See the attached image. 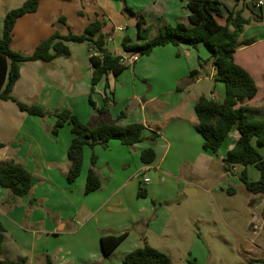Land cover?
<instances>
[{
	"label": "crops",
	"instance_id": "obj_1",
	"mask_svg": "<svg viewBox=\"0 0 264 264\" xmlns=\"http://www.w3.org/2000/svg\"><path fill=\"white\" fill-rule=\"evenodd\" d=\"M18 1L16 4H22L25 0H0V37L3 18L12 9L10 4ZM122 1L123 5L119 6L120 0H42L35 13L16 20L11 49L29 55L56 31L62 36L69 32L81 34L89 23L98 20L103 24L101 32L106 39L105 50L109 52L108 46L113 44L114 55L123 56L127 53H118L117 46L122 49L124 36L135 40L136 21L140 17L151 27V31L155 25V32L149 34L151 38L160 25H174L178 21H185L188 16L186 3L189 0ZM229 3L228 9H241L242 17L249 21L233 54L235 63L251 75L257 86L255 97L247 105L264 113V6L255 9L252 0L239 3L230 0ZM121 9H124V13L120 12ZM60 19L65 22L59 23ZM248 26L249 30H246ZM67 46L70 52L67 58L58 57L49 64L22 62L11 94L21 103L38 105L49 114L69 110L91 127L101 122L123 127L141 123L145 139L156 134L152 145L155 159L148 165L140 161V152L150 147L146 142L129 148L111 140L106 149L98 145L85 147L81 172L75 181L68 183L67 150L72 138L70 126L65 124L57 135L49 134L46 128L54 123L53 117L41 119L30 116L21 112L13 102L0 100V164H19L31 175V191L21 198H14L10 191L0 187V225L5 230L1 260L12 264H46V258H49L52 264H113L115 256V261L122 264L125 255L143 243L160 250L158 245L149 243L148 235L153 234L161 240L167 235V210L177 193L169 188L171 192L159 197L165 191L160 189L167 180L184 187L187 199L196 196L199 188H203L211 196L218 215L223 208L216 203L214 195H234L237 189L244 191L250 200L247 229L254 226L256 230L251 233L258 234L264 228V213L261 216L256 212L257 208L264 207V196L249 194L244 189L239 180L242 167L233 166L226 172L221 163L226 152L237 141L238 132L233 129L219 150L212 153L202 150L201 136L195 130L196 100L204 96L221 103L225 97L224 85L216 80V70L208 52H203L201 46L192 49L186 45H167L151 52L162 51L160 64L136 62L127 66L126 69L133 67L132 86L135 74L151 83L150 73L154 76L157 72L161 78L153 82V87L147 92L135 90L134 87L130 94L127 91L120 94L122 103L126 100L136 102L134 108L125 113L109 111L113 104L111 85L121 73L117 77L108 75L106 80L100 81L102 88L95 86L91 96L97 109L104 107L105 97L108 99V112L101 115L88 101L93 70L88 45L69 42ZM193 70L199 73L189 79ZM105 81L108 84L106 91L103 85ZM204 87L210 90L206 91ZM121 113L124 117L118 118ZM134 153L139 155L135 163L130 159ZM259 153L264 157V147L259 149ZM92 154L97 157L95 171L103 186L85 195ZM219 169L223 172L220 183L215 182L207 188L199 185L200 181L214 176L215 170ZM245 169L250 180L259 178L253 166ZM148 172L158 182L149 180L142 190L138 177L148 178ZM139 191L145 192V206L136 200ZM160 200H163V206L159 205ZM152 201L157 205H151ZM187 203L180 196L175 204L180 207ZM124 231L128 232L127 236L105 257L100 238ZM181 233L179 231V235ZM261 259H264V251L250 262Z\"/></svg>",
	"mask_w": 264,
	"mask_h": 264
},
{
	"label": "trees",
	"instance_id": "obj_2",
	"mask_svg": "<svg viewBox=\"0 0 264 264\" xmlns=\"http://www.w3.org/2000/svg\"><path fill=\"white\" fill-rule=\"evenodd\" d=\"M40 1L42 0H25L19 7L9 10L3 18L0 37V100L13 102L21 112L30 116L41 119L53 117L54 123L46 128L49 134L57 135L65 124L70 126L72 138L67 150L69 168L66 181L68 183L75 181L81 172L84 148H94L97 145L106 148L111 140L118 141L129 148L148 141L150 147L140 152V161L145 165L153 163L155 153L152 145L155 143L156 134L153 133L145 139L144 126L141 123L123 127L101 122L91 127L81 122L69 110L49 114L38 105L21 103L11 94L19 78V65L22 62L38 61L49 64L58 57H69L67 43H87L89 60L93 66L88 101L98 114L102 115L108 112L106 108L108 99L105 97L104 107L97 109L91 99L94 87L102 79L106 80L108 75L117 77L126 69V66L121 63V56L113 55L105 50L106 39L101 32L103 24L98 20L89 23L81 34L69 32L62 36L56 31L39 43L29 55L13 51L11 40L16 20L26 14L35 13ZM234 1L239 3L245 0ZM186 9L188 16L185 21H178L174 25L162 24L151 38H149L151 27L140 17L136 21L135 40L124 36L121 47L127 54L135 53L139 56H149L153 49L167 45L173 47L186 45L192 49L201 46L209 53L216 70V80L224 85L225 97L219 103L200 96L194 104L195 130L201 136V148L204 152L216 153L229 133L235 129L239 137L221 159L224 170L228 172L233 166L242 167L239 180L244 189L249 194L264 196V157L259 153V149L264 147V118L257 117L260 114L264 117V113L247 105L255 97L257 86L251 75L233 59V54L239 46L238 39L249 21L242 17L241 9H228L220 0H189L186 3ZM62 22L65 20L60 19L59 23ZM198 73L197 70H193L188 78L192 79ZM107 87L108 84L105 81L104 91ZM123 117L124 114L121 113L118 118ZM96 161L97 157L92 154L90 168L86 175L85 195L103 186L101 178L95 171ZM248 166H253L258 171L257 180L252 181L248 178L245 169ZM0 187L10 191L14 198H21L31 191V175L19 164L13 162L0 164ZM137 196L143 198L145 192L139 191ZM4 233L5 230L0 225V264H12L1 260ZM127 234L128 232L124 231L118 235L101 237L99 242L103 255L107 257ZM187 263L199 264L195 259H189ZM254 263H264V259L251 261L249 264ZM46 264H52L49 258H46ZM122 264L172 263L165 253L143 243L141 247L127 253Z\"/></svg>",
	"mask_w": 264,
	"mask_h": 264
},
{
	"label": "rangeland",
	"instance_id": "obj_3",
	"mask_svg": "<svg viewBox=\"0 0 264 264\" xmlns=\"http://www.w3.org/2000/svg\"><path fill=\"white\" fill-rule=\"evenodd\" d=\"M222 2L226 7L230 5V0H222ZM16 3H19V1L14 2V4H10L12 9L21 5ZM119 4V6H122L123 1L120 0ZM120 12L124 13V9H121ZM249 26L246 30H249ZM153 27L154 28H152L151 34L156 30L155 25H153ZM117 48L118 53L122 54L123 50L119 46H117ZM201 49L203 52H207L203 47H201ZM108 50L113 55L116 53L113 44L108 46ZM161 52L162 51L158 49L149 56H139L137 62L138 64L149 63L158 65L160 64V61L163 60V55L160 56ZM171 61H173L172 58ZM132 69L133 67L127 68L123 71L111 85L113 104L110 105V113H125L129 109L131 110L134 108V103L136 102L126 100L122 103L119 98L120 94L126 91L130 94L134 87L135 90L147 92L150 87H153V82L161 78L157 72L154 73V76L150 73L149 78H151V83L149 81L147 82L142 80V78H138L135 74V82L132 86ZM149 78H146V80ZM104 84L105 83H103V85ZM96 86L100 89L102 88V84H100V82ZM203 89H206V91L210 90L209 87H204ZM207 95L210 97L209 92H207ZM257 117L264 118L262 117V114L257 115ZM143 142L148 143V141ZM138 157V153H134V155L130 158L131 162L133 160L135 163V158ZM222 173L221 169L215 170L214 176L205 177L199 182V185L207 188L212 186L215 182L220 183V175ZM146 176L151 182H158V180L154 178L150 172H148ZM138 178L140 187L144 190L147 185H143L141 183L142 177ZM176 184L177 183L172 180H167L165 185L160 189V191H165H163L159 197L163 196L165 192H171L169 188H173V190L177 191V193L174 194V202H170V207L167 210L168 225L166 226L167 235L165 239L161 240L153 234L148 235L149 243H151V245H158L160 247L159 251L165 253L170 258L172 264H188L187 261L189 259H195L199 264H249L250 259L261 255L262 251H264V228H262L260 232L258 231V234H253L250 229H247L250 215L248 204L250 200L248 199L249 197L246 192L237 189L236 194L234 195H228L226 193L214 195L216 203L223 208L218 215L211 196L203 190V188H199L196 196L187 199L184 196L185 188L178 185L176 186ZM233 188L235 189V187ZM180 196L189 203H187V205L177 207L175 203L179 201ZM146 199L147 197L144 199L136 198L141 206H145L146 203L144 200ZM163 203V200H160L159 205L163 206ZM151 205L154 206L157 204L152 201ZM47 206L49 205L47 204ZM256 212L262 216V213H264V207L257 208ZM153 218L154 216L152 219ZM225 223L231 228H228ZM179 231L182 232L180 235ZM192 233L194 235L193 239L191 238ZM160 240L161 244H159ZM250 240L253 241L249 242ZM115 260L116 258L113 256V264H120V262Z\"/></svg>",
	"mask_w": 264,
	"mask_h": 264
},
{
	"label": "built area",
	"instance_id": "obj_4",
	"mask_svg": "<svg viewBox=\"0 0 264 264\" xmlns=\"http://www.w3.org/2000/svg\"><path fill=\"white\" fill-rule=\"evenodd\" d=\"M253 1V7L255 9H260L262 6H264V0H252ZM139 59V55L135 53H128L127 55L121 56V63L127 66L134 65ZM141 183L143 185H146L149 183V179L145 176H142Z\"/></svg>",
	"mask_w": 264,
	"mask_h": 264
},
{
	"label": "water",
	"instance_id": "obj_5",
	"mask_svg": "<svg viewBox=\"0 0 264 264\" xmlns=\"http://www.w3.org/2000/svg\"><path fill=\"white\" fill-rule=\"evenodd\" d=\"M256 229H255V227L254 226H252L251 228H250V231L251 232H253V231H255Z\"/></svg>",
	"mask_w": 264,
	"mask_h": 264
}]
</instances>
